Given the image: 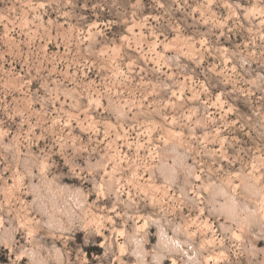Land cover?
<instances>
[{
	"label": "rangeland",
	"instance_id": "rangeland-1",
	"mask_svg": "<svg viewBox=\"0 0 264 264\" xmlns=\"http://www.w3.org/2000/svg\"><path fill=\"white\" fill-rule=\"evenodd\" d=\"M0 264H264V0H0Z\"/></svg>",
	"mask_w": 264,
	"mask_h": 264
}]
</instances>
